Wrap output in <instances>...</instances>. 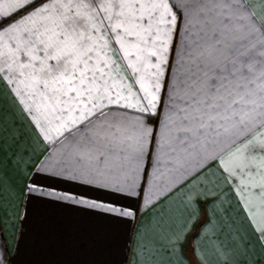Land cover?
I'll list each match as a JSON object with an SVG mask.
<instances>
[{
  "label": "crops",
  "instance_id": "obj_1",
  "mask_svg": "<svg viewBox=\"0 0 264 264\" xmlns=\"http://www.w3.org/2000/svg\"><path fill=\"white\" fill-rule=\"evenodd\" d=\"M167 2L174 19L155 107L141 111L135 99L122 103L136 107L105 109L126 117L132 137L145 134L142 153L133 141L123 160L84 156L31 69L0 73V264H264V157L246 150L243 137L203 148L177 143L181 85L207 47L213 0ZM55 3H5L0 52L46 23ZM246 3L264 23V2ZM105 43L122 69L119 45Z\"/></svg>",
  "mask_w": 264,
  "mask_h": 264
},
{
  "label": "snow or ice",
  "instance_id": "obj_2",
  "mask_svg": "<svg viewBox=\"0 0 264 264\" xmlns=\"http://www.w3.org/2000/svg\"><path fill=\"white\" fill-rule=\"evenodd\" d=\"M8 2L0 0V8ZM27 2L11 0L18 7ZM53 7L46 23L0 52L5 65L0 73L31 69L29 78L47 91L50 110L84 156L100 163L123 160L133 141L142 153L145 134L132 137L126 117L105 109L136 107L122 103L135 99L144 102L141 111L155 107L174 19L167 0H56ZM206 7L211 34L207 47L192 57L187 85H181L187 91L176 110L177 143L203 148L243 137L239 142L246 150L264 157V134L256 139L264 129V23L246 0H213ZM105 40L119 45L114 53L122 69ZM122 71L132 81L127 88ZM132 87L140 95L133 96Z\"/></svg>",
  "mask_w": 264,
  "mask_h": 264
},
{
  "label": "rangeland",
  "instance_id": "obj_3",
  "mask_svg": "<svg viewBox=\"0 0 264 264\" xmlns=\"http://www.w3.org/2000/svg\"><path fill=\"white\" fill-rule=\"evenodd\" d=\"M262 134H264V129L261 130L260 137L262 136Z\"/></svg>",
  "mask_w": 264,
  "mask_h": 264
}]
</instances>
